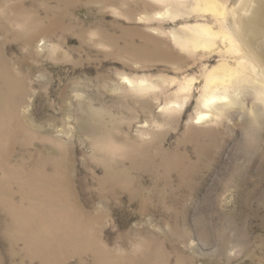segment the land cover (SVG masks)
Listing matches in <instances>:
<instances>
[{"label":"rangeland","instance_id":"374dc122","mask_svg":"<svg viewBox=\"0 0 264 264\" xmlns=\"http://www.w3.org/2000/svg\"><path fill=\"white\" fill-rule=\"evenodd\" d=\"M260 57L264 0H0V264H264Z\"/></svg>","mask_w":264,"mask_h":264},{"label":"bare ground","instance_id":"6f19581e","mask_svg":"<svg viewBox=\"0 0 264 264\" xmlns=\"http://www.w3.org/2000/svg\"><path fill=\"white\" fill-rule=\"evenodd\" d=\"M259 61V57L256 58ZM263 59V58H262ZM260 57V61L264 62ZM45 173H43L44 175ZM44 180L49 181L55 188L56 190H61L62 188H65V184L63 179H61L59 176L55 175V176H41ZM40 187V186H39ZM40 189V188H38ZM62 191V190H61ZM82 264V263H81ZM84 264V263H83Z\"/></svg>","mask_w":264,"mask_h":264}]
</instances>
